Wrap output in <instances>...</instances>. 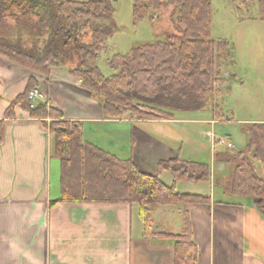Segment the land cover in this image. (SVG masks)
<instances>
[{
  "label": "trees",
  "instance_id": "obj_1",
  "mask_svg": "<svg viewBox=\"0 0 264 264\" xmlns=\"http://www.w3.org/2000/svg\"><path fill=\"white\" fill-rule=\"evenodd\" d=\"M133 1L135 25L159 17L164 8H173L182 26L179 43L174 39L149 43L117 55L109 62L113 74L106 77L99 64L117 29L112 0H0V54L43 76L54 68L68 69L102 104L107 119L170 120L175 113L202 112L223 83L224 54L234 61V46L212 38L211 0ZM233 1L240 7L258 6L264 21V0ZM10 22L17 32L4 31ZM38 87L32 79L9 114L20 106L33 119L52 120L54 152L62 168L60 202L138 205L147 236L153 235L152 206L210 202V197L180 193L159 175L142 173L132 160L121 161L86 143L82 124L64 120L58 110L44 104L32 108L30 94ZM223 103L213 109L214 120L225 118ZM247 137L228 191L236 200H250L264 218V180L243 156L247 154L264 168V124L250 126ZM164 172L175 182L202 183L212 177L207 164L182 159L161 163L159 174ZM159 236L175 242V264H197L198 249L188 215L180 235Z\"/></svg>",
  "mask_w": 264,
  "mask_h": 264
},
{
  "label": "crops",
  "instance_id": "obj_2",
  "mask_svg": "<svg viewBox=\"0 0 264 264\" xmlns=\"http://www.w3.org/2000/svg\"><path fill=\"white\" fill-rule=\"evenodd\" d=\"M246 20L262 21L260 14ZM232 76L243 83L242 76ZM263 78L264 74L260 81ZM32 79L39 83V104L58 110L66 121L81 123L86 143L121 161L132 160L142 173L159 175L180 193L210 197V202L170 206L178 207L176 211L160 206L163 210L155 219L157 208L151 207L152 236L146 235L138 205L60 202L62 168L54 152L52 120L33 119L20 106L9 114ZM240 114L234 120L224 107L226 119L218 122L240 125L248 144L249 127L264 124V118ZM177 116L170 120L107 119L102 104L68 69L54 68L43 76L0 54V264H175V242L159 235H180L185 214L192 223L197 264H264V218L250 200H236L228 191L238 162L215 163L212 184L206 190L175 182L168 172L159 174L163 162L197 156L198 150L184 149L189 134L179 125L186 121ZM202 122L215 125L217 121ZM86 127L104 128L105 133L95 136ZM208 136L214 147L221 140L232 143L217 139L213 132ZM250 160L264 180L258 162ZM176 213L182 220L181 233H175L177 221L173 225L168 218Z\"/></svg>",
  "mask_w": 264,
  "mask_h": 264
},
{
  "label": "rangeland",
  "instance_id": "obj_3",
  "mask_svg": "<svg viewBox=\"0 0 264 264\" xmlns=\"http://www.w3.org/2000/svg\"><path fill=\"white\" fill-rule=\"evenodd\" d=\"M133 4V0H112L117 29L115 34L109 39L106 49L102 52L99 64L106 77L113 74L109 62L117 55L130 54L134 49L149 43L166 42L170 39H174L177 44L179 43L177 39L181 35L182 26L179 24L178 17L173 8H164L159 17L153 20L147 19L135 25L133 21ZM211 6L212 38L216 42L228 41L234 46V59L239 66L234 67V61L233 63L232 60L229 61L228 58H225L226 54H224L223 57L227 62L222 63L221 75H223L221 77L223 78V83H220L216 93L209 97L210 100L206 108L202 112L175 113V116L179 114L177 119L186 121L181 122L179 125L187 130L188 137L191 139V144L188 145V140L190 141V139L186 136L184 149L186 150L187 146H189L195 152L198 150L196 158H192L190 155L187 161L205 163L212 170L215 163L218 165L220 162L232 160H235L237 163L242 160V157H239V155L241 156L240 153L247 146V138L243 134L240 125L234 122H218V120H215L217 121L215 125L202 122L208 119L214 120L211 111L220 104L221 100H223L226 110L233 113L232 118L234 120L240 118L241 112L251 115V117L264 118V78L260 81L261 76L263 77L264 74V69L262 68L264 67V21L254 23L246 20L247 17H254L259 14L258 6L240 7L233 0H211ZM10 23V26L8 25V28L4 29V31L17 32L16 28H13L14 24ZM13 37L15 38L16 34ZM252 48H255L254 52L251 50ZM258 51H261V53H257ZM241 62L244 66H240ZM233 73L242 76L243 83L236 82L232 76ZM241 84L243 85L242 87L240 86ZM36 103L38 104L39 102ZM238 104L239 106L237 107ZM236 108H238L237 113L235 111ZM135 119L137 120V118ZM86 130H90V133L95 136H99V134L102 136L105 133L104 128L99 129L98 127H86ZM209 132H213L217 139L231 141L235 147L228 148L226 145L214 147L211 142L212 139L208 136ZM248 157L246 159L251 162V157ZM257 164L258 168H260V174L264 176L262 164ZM230 182L231 180L228 182V185ZM189 184L195 187L198 185L206 190L211 186L212 179L208 182ZM216 196L219 198L220 193L216 192ZM152 207L157 208L153 212V218L155 219L156 215L163 209L158 205ZM177 208L169 207L164 210L176 211L178 210ZM137 210H139L138 207ZM168 218L172 219L173 225H176L174 224V220L177 221L178 228H176L175 233H181V217L176 213Z\"/></svg>",
  "mask_w": 264,
  "mask_h": 264
},
{
  "label": "built area",
  "instance_id": "obj_4",
  "mask_svg": "<svg viewBox=\"0 0 264 264\" xmlns=\"http://www.w3.org/2000/svg\"><path fill=\"white\" fill-rule=\"evenodd\" d=\"M42 98V94L39 92L38 89H35L34 91L31 92L30 94V100L32 102V108H36L37 104L36 102L40 101ZM226 144L228 148H234V145L232 143H226L225 141L220 142V145ZM215 146V145H214Z\"/></svg>",
  "mask_w": 264,
  "mask_h": 264
}]
</instances>
